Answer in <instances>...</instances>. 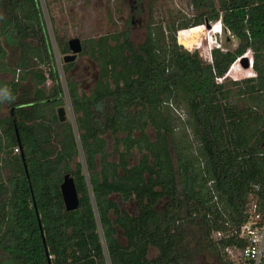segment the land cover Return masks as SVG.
Returning <instances> with one entry per match:
<instances>
[{
    "label": "trees",
    "instance_id": "trees-1",
    "mask_svg": "<svg viewBox=\"0 0 264 264\" xmlns=\"http://www.w3.org/2000/svg\"><path fill=\"white\" fill-rule=\"evenodd\" d=\"M188 2L197 14L191 26L150 20L136 50L123 35L118 47L133 55L129 67L120 68L116 48L106 53L97 45L99 56L91 57L100 76L90 97H78L65 80L78 115L81 161L71 125L54 129L55 119L46 122L41 115L45 90L38 89L44 78L37 61L50 68L53 87L45 98L62 105L63 88L40 1L0 0V62L10 49L13 74L25 70L2 95L0 264H189L205 251L228 264L220 248L230 241L217 243L212 233L241 223L250 194L264 203V0ZM205 21L220 22L237 42L233 50L212 49L211 63L175 39L179 30L178 42L190 48ZM56 45L68 52L61 40ZM248 52L254 76L228 77ZM178 92L196 142L192 151L186 140L180 146L173 134L176 117L163 106L180 101ZM147 128L155 132L153 141ZM133 149L147 155L131 165ZM112 155L117 161H109ZM66 174L79 200L72 212L64 209L59 188ZM113 195L134 202L136 215H120ZM117 227L126 245L118 242Z\"/></svg>",
    "mask_w": 264,
    "mask_h": 264
},
{
    "label": "rangeland",
    "instance_id": "rangeland-1",
    "mask_svg": "<svg viewBox=\"0 0 264 264\" xmlns=\"http://www.w3.org/2000/svg\"><path fill=\"white\" fill-rule=\"evenodd\" d=\"M46 24L47 33L50 42L53 46V52L55 57V63L59 74V80L61 87L64 90L62 100L64 102V108L67 112V118L74 125V120L78 115L71 110L70 102L68 99L67 91L65 89V80L70 77L75 82L84 80L87 75L86 73L91 70V76L87 78V83L90 84L92 76L96 75V69L94 63H92L87 55L77 57L73 63V67L68 74H64L62 66L63 54L60 53L56 45V40L59 39L62 42H66L72 38H78L80 40H97L100 36L105 35L108 32L113 31V27L116 30L123 28V21L129 22L130 10L133 9V25H132V42L134 44L141 43L145 38V28L149 21L152 20L155 25H165L173 23L174 27L182 28L184 25L191 26L194 20L197 18L196 12L190 7L188 0H39ZM215 23L211 24L213 27ZM221 33H210V30L203 28L198 34L200 39V45L189 49L184 48L178 44L177 33L175 32V39L178 46H181L183 50L190 53L196 52L198 56L206 62H209L211 50L219 48L222 51L233 50L236 48L237 42L231 37L223 28ZM219 31V29L217 30ZM210 37H207L209 36ZM170 37V33L168 34ZM247 58L252 59L251 53L245 54ZM234 69H231L228 73V77L233 80H241L247 77V74L254 72L252 69H243L238 62H236ZM242 69H240V67ZM233 66V65H232ZM231 66V67H232ZM230 67V68H231ZM86 69V70H85ZM86 85V84H85ZM82 84V87L85 86ZM180 101L176 104L169 106L171 112L176 116L173 124L177 130L183 131L176 132V137L180 143L188 142V149L192 151L196 147V142L192 134V130L187 125V115L185 112V105L182 102V94L178 92ZM75 118L73 117V114ZM187 126H186V125ZM75 127V126H74ZM74 134L77 141L78 150L81 154L77 130L74 128ZM82 161V154L79 156ZM3 176L6 175V171H2ZM124 209H128L132 212V208L128 206H122ZM154 251H151L149 259L154 256ZM189 264H220L218 259L206 251L199 255L194 261Z\"/></svg>",
    "mask_w": 264,
    "mask_h": 264
},
{
    "label": "flooded vegetation",
    "instance_id": "flooded-vegetation-1",
    "mask_svg": "<svg viewBox=\"0 0 264 264\" xmlns=\"http://www.w3.org/2000/svg\"><path fill=\"white\" fill-rule=\"evenodd\" d=\"M150 1H152V0H150ZM132 13H134L133 9L130 10L131 18L129 19V22L124 20L123 21L124 26H123V28L121 27V29H119V30H116V28L113 27V31L112 32H108L105 35L100 36L97 40H93L92 39V40L84 41V40H80L79 39L80 43H81V47H82L81 52L76 55L75 59L72 62L64 63L62 61L64 63L63 66H65V73L66 74L69 73V71L71 70V68L74 65L73 63L76 61L78 56L82 57L84 55H87L89 60L92 63H94V65H95L96 75L92 76V80H91L90 84H88L86 80H87V78H89L92 75L91 74L92 67L88 68V69L91 70L90 72L86 73V71H85L84 75H87V76L86 77L84 76L83 78H86V79L81 80L80 83L79 82H75L70 77L67 78L68 80H70L75 85L76 93H77L78 97H80V98H82L83 96L90 97L91 96V91L94 89L95 85L98 83L99 76H100V71H99L97 62L93 59V57H91L92 53H94L95 57L99 56V52L98 51H100V50H99V47L97 45H100L101 46V50L106 51V53L110 52L111 48H114V49L116 48V51L119 52V55H118L119 57H118L117 62L119 64L120 68L129 67L130 65H132L134 63L133 55L130 53L128 48L124 47V48L120 49L118 47V44H120L121 46L124 45V36L123 35L126 36V34L128 35L127 39L132 44L134 50H136L137 47L139 45H142L144 43V41L146 40V37H147V26L145 28V38H144V40L141 43H139V44H134L132 42V38H131L132 37V25L134 23L133 22ZM72 39H75V38H72ZM68 41L63 42V43L67 44V47H68ZM86 42L87 43L91 42V43L87 44L84 47ZM68 54H70L69 48H68V52L66 54H63V57L65 55H68ZM63 57H62V59H63ZM14 63H15V56L13 55V53H12V51L10 49H6V58L4 59V65H2L1 62H0V80H2L4 83L7 82L8 85H10L12 83H17L19 80H21V78L23 77V75L25 73V70L16 69L15 73L13 74V65H14ZM36 65H37L36 69L42 72V76L44 78L43 84L38 86V89L44 88V90H45V94L43 95V98L41 97L44 100H39L38 101V103L40 104V107L44 111V112L41 113V115L45 117L46 122L51 121L52 119H55V123L56 122L57 123L53 125L54 129L59 128L58 124H60V125L70 124L72 129H74L75 128L74 127L75 126V120H74V125H73V123L71 124V122L68 120L67 112H66V110L64 108L65 104H64V102L62 100L63 98H61L62 105H60V106H55L54 105L56 103L55 101L57 100V98H54V97L49 98V99L45 98V97L51 96L50 92H51V89L53 87V83H52V81H51V79L49 77L50 68L48 67L47 61L46 60H43L42 62L37 61ZM63 66H62V70H63ZM120 68H117L118 72L121 71ZM55 70L58 73L57 67H56V63H55ZM103 82H105V80H103ZM25 83H23V84H25ZM82 84H84V85L86 84V85L84 87H82ZM65 86H66V82H65ZM65 89L67 91V86L65 87ZM63 93H64V90H63ZM2 95L3 94L0 93V119L4 118V116H7V106H5L4 103H3ZM67 95H68V92H67ZM68 99H69V102H70L71 110L73 111L69 96H68ZM163 106L164 107L165 106L169 107V106H172V103L168 104L166 102V103L163 104ZM59 108L63 109V115L61 116L63 118L62 121L60 120V116L58 115V109ZM72 114H73V117L75 118V115H74L73 112H72ZM176 132L183 133V131L177 130V128L175 127L173 129V134H175V136H176ZM0 134H1V125H0ZM145 134L149 137V139L151 141L154 140L155 132L151 128H147L145 130ZM134 135L137 136L138 134H133V136ZM104 139H106V141L108 142L107 151L111 152L112 141H111L110 136L109 135L108 136L105 135ZM181 144L182 143H180V146H182ZM131 154H132V157L129 159V163L131 165L136 164L140 160L141 156L147 155L146 152H141V154H139L136 149H133L131 151ZM117 159H118V157L116 155H112V156H110L109 161H117ZM111 200H113L117 204L118 212L120 213V215L123 216V214H128L131 217L136 215V205H135L134 202H132V201L122 202L121 198L118 195L111 196ZM164 204H165V201L164 200H160L157 207L158 208H163ZM122 206L131 207L132 208V210H131L132 212H130L128 209L122 208ZM109 215H110L111 218H115L113 212H110ZM116 229H117V237L116 238L118 239V242L121 245H126L125 239L122 238V232L120 231V229L118 227Z\"/></svg>",
    "mask_w": 264,
    "mask_h": 264
},
{
    "label": "built area",
    "instance_id": "built-area-1",
    "mask_svg": "<svg viewBox=\"0 0 264 264\" xmlns=\"http://www.w3.org/2000/svg\"><path fill=\"white\" fill-rule=\"evenodd\" d=\"M216 23L220 24V22ZM201 26L205 28L204 25ZM220 28L216 33H221ZM207 30L212 31L211 24L210 29ZM249 60L252 64V59ZM209 63H211V57ZM14 152L17 153L18 150L15 149ZM225 225L227 226L225 231L213 232L210 238L217 243L222 240L230 241L229 244L219 247L228 264H264V203L259 196L249 195L238 226L228 223Z\"/></svg>",
    "mask_w": 264,
    "mask_h": 264
},
{
    "label": "water",
    "instance_id": "water-1",
    "mask_svg": "<svg viewBox=\"0 0 264 264\" xmlns=\"http://www.w3.org/2000/svg\"><path fill=\"white\" fill-rule=\"evenodd\" d=\"M204 26L206 29H210V24L207 21L204 22ZM68 48H69L70 54L65 55L63 57L62 61L64 63L72 62L75 59L76 55L81 52L82 47H81L80 40L77 38L69 40ZM238 63L243 69H246V70L252 67V64L249 58H247L245 54L239 58ZM58 115L60 116V120L62 121L63 120V118L61 117L63 115L62 108L58 109ZM59 188H60V193H61L64 209L67 212L76 211L79 206V200H78V195L76 192L74 180L70 176V174H66L63 176L62 182L60 183ZM40 230H41V227H40Z\"/></svg>",
    "mask_w": 264,
    "mask_h": 264
},
{
    "label": "bare ground",
    "instance_id": "bare-ground-1",
    "mask_svg": "<svg viewBox=\"0 0 264 264\" xmlns=\"http://www.w3.org/2000/svg\"><path fill=\"white\" fill-rule=\"evenodd\" d=\"M198 27H200V28L203 29V27H202L201 25L198 26ZM219 28H220V24L216 23V24L212 27V31H210V33H212V32H213V33H216L217 30H218ZM202 29H201V31H202ZM187 30H189V29H187ZM187 30H182V31H183V32H186ZM179 32H180V31H178V33H179ZM178 33H177V34H178ZM207 37H210V35L207 36ZM177 41H178V40H177ZM199 41H200V39H199V37H198V38H197V41H196V43H195V45L191 46L190 48H187V47H185V46H183V45H182V46H183L184 48H186V49H189V50H190L191 48H193V47H194V49H195V47H198V45H200V42H199ZM178 44L181 45L179 42H178ZM235 64H237V63H235ZM235 64L231 67V69H234V67L236 66ZM238 66H239V65H238ZM231 69H230V70H231ZM230 70H229V71H230ZM247 70H250V69H247ZM228 73H229V72H228ZM227 75H228V74H227Z\"/></svg>",
    "mask_w": 264,
    "mask_h": 264
},
{
    "label": "crops",
    "instance_id": "crops-1",
    "mask_svg": "<svg viewBox=\"0 0 264 264\" xmlns=\"http://www.w3.org/2000/svg\"><path fill=\"white\" fill-rule=\"evenodd\" d=\"M8 88V84L7 82H3L2 80H0V93H4Z\"/></svg>",
    "mask_w": 264,
    "mask_h": 264
},
{
    "label": "clouds",
    "instance_id": "clouds-1",
    "mask_svg": "<svg viewBox=\"0 0 264 264\" xmlns=\"http://www.w3.org/2000/svg\"><path fill=\"white\" fill-rule=\"evenodd\" d=\"M220 25H221V23H220Z\"/></svg>",
    "mask_w": 264,
    "mask_h": 264
}]
</instances>
